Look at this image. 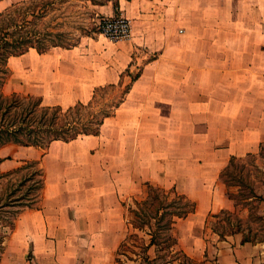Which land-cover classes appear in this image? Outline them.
Instances as JSON below:
<instances>
[{"label": "crops", "instance_id": "crops-1", "mask_svg": "<svg viewBox=\"0 0 264 264\" xmlns=\"http://www.w3.org/2000/svg\"><path fill=\"white\" fill-rule=\"evenodd\" d=\"M93 9L102 19H127L129 37L85 36L69 49L14 57L32 55L21 65L31 71L28 93L38 95L42 105L87 104L95 88L119 83L135 51L158 52V57L143 65L99 134L80 136L99 139L104 130L116 149L113 155L128 154L125 177L116 174L107 181L97 165L102 155L91 144L84 155L93 163L89 183L53 192L44 185L39 208L24 210L15 222L17 229L24 217L31 230L32 264H111L130 236L120 197L135 190L136 169L145 184L172 189L196 204L172 230L171 250L188 263L264 264V242L248 239L243 230L220 239L209 229L214 237H206L210 215L236 208L219 190L221 172L232 159L258 155L264 146V0H118L115 10L111 2ZM77 139L52 143L68 146ZM171 147L174 159H169ZM1 159L0 169H15L10 157ZM143 243L144 259L151 261L154 246L148 236Z\"/></svg>", "mask_w": 264, "mask_h": 264}, {"label": "rangeland", "instance_id": "rangeland-1", "mask_svg": "<svg viewBox=\"0 0 264 264\" xmlns=\"http://www.w3.org/2000/svg\"><path fill=\"white\" fill-rule=\"evenodd\" d=\"M27 1L28 0H2L0 2V14L13 5H19V3L22 4ZM113 2H115V0L111 1V3ZM92 13L95 14L93 15ZM101 19L102 18L96 15V11H94L93 7L89 4L80 0H69L65 3L56 4L53 9L50 8L47 18L43 19L39 27L47 26L55 30V32L63 33L62 39H58L57 37L54 40L60 41L64 45L75 44L86 35L93 38L99 37L104 40L99 26ZM91 50L93 51V47H91ZM31 56L32 55L23 57V59H10L8 63L9 75L0 85V100L5 98L7 101H15L16 98H12V94H17L19 100L23 104H28L30 100L33 102L36 98H39L36 94L28 93V77L26 79V75H30L31 69L28 73L21 65V60L26 59L29 61ZM157 57L158 52L144 49L135 51L133 62L128 71L130 74L135 75L142 70L145 63ZM129 82L130 78L125 76L123 85L129 84ZM27 96H32V98H26ZM110 125V122L107 123L105 130H107ZM104 132L103 130L99 139L92 140L90 138L80 137L76 142L68 146H65L61 142L52 143L49 152H42L38 149L25 148L18 145H10L2 148V151H0V158L10 157L15 168L26 161L39 160L40 166L45 174V188L47 191L53 192L60 187L78 186V184L80 185L88 182L87 174L94 173V169L93 163L86 161L84 155L85 150L93 144L91 150L94 153L98 151V154L102 155V161L99 159L100 162H97V165H99L98 169L102 171L103 177H107V181L112 182V176L115 175L116 177L117 174L124 178V175L127 174L123 169H125L126 165V160L124 159L127 158L128 154L127 156L126 153L113 155L116 149L113 148V145L109 142V138L106 137ZM170 132L169 130L167 131V133ZM262 148L263 151L261 155L258 154L239 159L233 167L229 168L227 174L223 176L225 181L223 180L222 182L219 180V190H222L227 197L231 194L235 199L236 203L232 201L236 204V208L234 209L235 211H233L234 213H232V217L228 218L233 226L226 221L227 216H220L218 219H210L208 230L206 231V237L209 240H212L214 237L209 230L213 226L217 227L218 230L222 229L226 232H228L230 227L233 230L240 228L244 231L248 239L264 242V211L262 212L260 210V205L264 203V146H262ZM55 149L56 152L54 153L53 151ZM170 149L172 151L168 153L170 156L169 159H174L175 148L171 147ZM112 155L115 157V160L112 158ZM119 158H121V160ZM129 158L131 157L129 156ZM79 165H81L82 168H78ZM5 172L4 167H1L0 173ZM169 172L173 173V170L169 168ZM83 173L86 175H82ZM231 174L235 177V180H231ZM27 175V172H23L22 174H17L15 177H0V204L5 200L4 197L7 191V193H11L6 202H8L9 199L12 200V196H22L28 191L32 182L26 177ZM132 175L134 176L132 180L135 184V190H132L131 193L124 192L120 197V201L126 203L125 215L128 220L134 218L130 214L128 216L127 213V208L132 205V200L130 199L142 200L145 197L144 185L146 180L142 178V172L136 169L132 172ZM121 182L122 183H119L120 187H125L122 185L123 181ZM106 184L109 183L107 182ZM99 185H102V183ZM121 189L126 190V188ZM249 189H253L258 196L257 199H251L245 202L240 201L238 197L239 192L241 194H247ZM16 208L17 207L6 206L0 209V264H32L31 255H27V246L29 244L31 230L23 219L24 217L19 220L17 229L14 228L13 231H10L9 228L4 226L5 220L13 216L11 212H14ZM135 222L138 221L136 220ZM139 224L140 226L143 225L142 223ZM150 229L154 232V236L158 243L169 235V233L159 231L155 225H152ZM146 234V230L145 232L137 229L133 230L130 227L129 235L131 237L127 240V243H124V245L116 251L111 264H190L179 254L177 249L171 250L172 247L170 249H162L164 248L163 244L154 247L156 254L151 256V261L144 259L143 240H146ZM174 250H176L175 254H169L170 252H174Z\"/></svg>", "mask_w": 264, "mask_h": 264}, {"label": "trees", "instance_id": "trees-1", "mask_svg": "<svg viewBox=\"0 0 264 264\" xmlns=\"http://www.w3.org/2000/svg\"><path fill=\"white\" fill-rule=\"evenodd\" d=\"M68 1L28 0L25 3L13 5L0 14V85L9 75L8 61L10 58L22 56L30 50H35L38 54H45L53 48L68 49L78 44L79 41L75 44L64 45L60 41L54 40L57 37L62 39L63 33L55 32L47 26L39 27L43 19L47 18L50 8L53 9L56 4ZM80 1L94 7L107 5L113 0ZM112 4L114 10L118 8V0H115ZM123 76L130 78L129 84L125 86L123 85ZM139 76L140 72L132 75L126 70L117 85L95 88L92 98L87 104L78 103L67 109L59 106H44L40 98H36L33 102L30 100L28 104H23L17 94H12V98H16L15 101H7L5 98L0 100V148L8 145H18L33 147L46 152L49 145L54 141L68 143L80 136H97L105 120L115 114L116 109L128 94L131 84ZM26 98H32V96ZM262 151L263 148L261 147L260 155ZM1 162L2 159L0 158ZM236 162L235 159L229 162L220 174V181L223 182V176ZM23 172H27L26 177L32 182L31 187L24 195L12 196V200L9 199L8 202L6 200L11 192L7 193V191L4 197L5 200L0 204V209L6 206L17 207L14 212H11L13 216L7 218L4 222V226L9 228L10 231H13L15 222L24 209H38L42 201L45 174L39 160L26 161L9 172L0 173V177H15ZM231 180H235L232 174ZM144 186V199H132V205L127 208L128 216L130 214L134 217L131 220L127 219V223L133 230L137 229L144 232L146 230V235L149 237V246L157 247L159 244H163L164 248L162 249H170L176 244V240L172 235L174 225L178 220L184 219L193 213L196 204L172 189L166 190L150 184ZM228 197L235 202L231 194ZM238 197L240 201L245 202L257 199L258 196L253 189H249L247 194L239 192ZM220 216H227L226 221L230 223L228 218L232 217V212L221 211L219 214L210 215L208 219H218ZM136 220L138 222H135ZM139 223L143 225L140 226ZM152 225H155L159 231L169 233L168 237L163 238L158 243L154 232L150 229ZM210 229L220 239L241 232L240 228L233 230L231 227L228 232L222 229L218 230L217 227L213 226ZM244 241L247 240L244 239ZM147 248L148 246H144L143 251L146 252Z\"/></svg>", "mask_w": 264, "mask_h": 264}, {"label": "built area", "instance_id": "built-area-1", "mask_svg": "<svg viewBox=\"0 0 264 264\" xmlns=\"http://www.w3.org/2000/svg\"><path fill=\"white\" fill-rule=\"evenodd\" d=\"M99 26L101 34L112 41L124 40L130 35V23L123 17L103 18Z\"/></svg>", "mask_w": 264, "mask_h": 264}]
</instances>
